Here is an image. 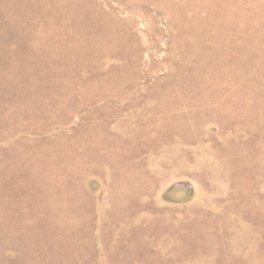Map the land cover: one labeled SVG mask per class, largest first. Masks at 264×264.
Here are the masks:
<instances>
[{"label": "rangeland", "instance_id": "374dc122", "mask_svg": "<svg viewBox=\"0 0 264 264\" xmlns=\"http://www.w3.org/2000/svg\"><path fill=\"white\" fill-rule=\"evenodd\" d=\"M0 264H264V0H0Z\"/></svg>", "mask_w": 264, "mask_h": 264}]
</instances>
